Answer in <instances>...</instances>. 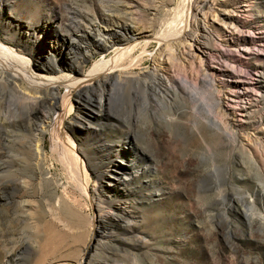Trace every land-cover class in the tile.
I'll use <instances>...</instances> for the list:
<instances>
[{
    "label": "rangeland",
    "instance_id": "obj_1",
    "mask_svg": "<svg viewBox=\"0 0 264 264\" xmlns=\"http://www.w3.org/2000/svg\"><path fill=\"white\" fill-rule=\"evenodd\" d=\"M9 1L11 8H5L2 12L5 17H16L25 24L36 25L35 34L45 41L48 53L62 48L64 60L70 62L74 55L66 49L69 46V32L73 29L70 26L73 14L78 15V21L84 20L83 27L86 23L100 24L102 21L115 27L119 23L135 27L133 22L136 15L132 11L135 14L141 12V25L145 34H150L153 30H165L172 24L182 25L188 0ZM126 1L137 3L138 7L130 8ZM202 1L190 7L191 11L189 9L188 30L191 33L197 32L199 36L202 22L198 20L191 23V14L198 12V17H202L215 2L208 0L206 4L205 0ZM238 1L244 4V0ZM257 11L260 18H264L261 12L264 11V4ZM232 14L233 17L250 22L245 15L237 12ZM220 17L224 16L220 14ZM210 21L212 36L200 39L208 46L216 47L221 38L217 32L232 30L224 27L213 16ZM254 32H244V36L248 39L264 36V32L259 29ZM0 36L10 37L4 31L0 32ZM98 45L102 47L106 44L100 40L97 43L82 40L83 52L91 50L87 53V59L79 57L85 75L97 63L106 68L116 54L115 49L121 46L100 48ZM152 45L142 55L143 59L137 69L123 75L140 76L144 82H125L120 85L114 83L113 79L102 88L94 84L89 86V92L85 90L81 97L84 104L80 105L78 100L73 99L71 114L64 118V122L67 123V136L71 139L67 140L75 147L74 154L67 150L66 153V147L63 148L62 144L60 150L56 149L57 132L52 127L46 128L41 139L44 143L37 149L40 128L44 127L41 119L44 113H39L37 119L29 120V107L18 105V109L7 112V103L0 86V117L8 121L3 127L0 125V163H5V167L9 165L6 171L0 173V177L4 176L9 183L0 184V264L40 263L42 255L34 249L42 243L40 238L45 236L44 226L47 221H54L60 229H68L59 221L61 201L79 212L83 230L91 229L93 218L96 222L104 221L107 224L104 229L111 237L106 236L107 239H101L100 242L95 240L92 243L95 249L93 260H84V264H264V150H253V154L247 146L223 135L203 111L193 118L194 103L188 100L183 89L162 88L159 91L151 87L157 79L153 74H143H148L154 66L158 67L160 75L165 73L163 65L160 66L156 61L160 45L156 41ZM4 46L15 50L18 56L27 60L32 70L40 66L42 56L39 51L31 49L32 57H29L14 42ZM142 53L143 49L138 48L135 58ZM195 53L201 55L204 64H210L208 54L197 50ZM241 55V62L250 61L245 52ZM190 59L196 61V67L201 64L195 56ZM251 61L256 63L253 59ZM60 65L62 69L53 76L72 74L65 62H60ZM179 65L176 67L178 74L190 80L196 75V79L198 68L190 71L181 62ZM115 76L119 77V73ZM245 79L254 86L261 85L256 86V89L259 95L264 94V79L257 76ZM198 85L200 92L206 94L207 102L215 105L217 96L213 88L203 83ZM100 90L105 91L107 114L122 119H113L115 123L109 128L103 127L104 113L88 109L91 112L86 114L87 110L83 111L90 121L78 116L80 107L96 101ZM65 94L66 90L62 88L58 95L57 111H61L64 105ZM146 98L163 104L165 109L158 116L153 115L152 110L141 106ZM258 98L252 95V99ZM247 100L242 104L251 113L234 117V120L244 121L239 129L241 137L245 134L255 136L264 131V121L259 120L261 116L264 118V99L262 103ZM76 117L83 124L76 123ZM238 123L234 121L235 125ZM96 129L102 130L105 141L119 151L126 152L132 147L127 138L133 132L137 136L133 142L149 150L151 163L148 165L151 172L145 174L135 166L133 172L137 178L127 189L112 183L116 177L111 171L99 180V172L103 168L94 154L97 145L91 139L85 140L91 138ZM203 135L207 139L211 138L209 144L203 140ZM197 138L200 139V146L197 145ZM117 160L124 170L126 166L122 163L126 162ZM151 180L158 182L155 188L147 185ZM82 184H87V189ZM116 191L125 195L110 199L109 193ZM110 205L120 210L121 218H105L108 217L106 214ZM100 226L97 224V227ZM21 243L30 247L17 249ZM80 244L84 245L83 242ZM71 251L74 252V249ZM18 253L20 258L16 256ZM67 259L58 264H77V256L70 254Z\"/></svg>",
    "mask_w": 264,
    "mask_h": 264
},
{
    "label": "bare ground",
    "instance_id": "obj_2",
    "mask_svg": "<svg viewBox=\"0 0 264 264\" xmlns=\"http://www.w3.org/2000/svg\"><path fill=\"white\" fill-rule=\"evenodd\" d=\"M206 2L208 3L209 1L205 0L204 3ZM215 2L209 7L210 11L206 12L202 17H198V12L191 14V23H196L198 20H200V23L202 22V32L200 36L197 32L191 33L188 30L191 11L190 7L193 8L195 4L199 3V0L187 1V9L183 14L182 25H173L171 22L173 26L171 25L166 29L163 27L165 30L162 29L158 32L157 30H153L151 31L152 34H145L144 27L141 25V12L135 14V12L132 11L133 15H136L134 16L135 22H133L135 27H132L127 23H119L118 26L115 27L114 25H108L106 21H102L100 24L86 23V26L83 27L84 20L80 19L81 21H78V15L73 14L72 19H70V26L73 29L69 32V46L66 50L70 51L69 54H73L74 56L72 57V60L70 59V62H67L66 59L64 60L62 48H54L55 50L48 53V49H45L44 46L45 41L40 40V37L35 34L36 25L32 23L25 24L16 17L12 19L10 17L6 18L2 12L5 8L10 9L11 3L9 0H0V32L4 31L6 35H10L9 38H2L0 36V86H2L3 97H5L7 103L6 111L11 112L18 109V105L22 108L29 107V120L37 119L39 113H44V116L41 118L43 119L42 125L44 127L42 129L40 128V138L38 139V142H40L37 149L44 143L41 139L44 137L46 128L52 127L54 132H57L56 149L60 150V144H62L63 148L66 147V153L68 151V153L74 154L75 147L74 145L72 147L67 140V138L69 139L66 132L67 123L64 122V118L71 114L73 99L78 100L80 105L84 104L81 97H83L85 90L86 93L89 92V90H87L89 86L94 84V86L98 85L97 88H102L105 87L107 82L113 79L114 83H119L120 85L125 82H144L140 76L124 77L123 75L125 73H132L137 69V66L140 65V62L143 59L142 55L153 46L152 42L156 41L160 47L157 52V59H155L160 63V66L163 65L162 67L165 73L160 75L157 66H154L149 70L148 74L144 73L143 75L145 76L153 74L155 79H157V81L150 86L157 88L159 91H161L162 88H166L167 90L175 88L178 91L179 89H183L188 96V100H190L192 104L194 103V113L191 115L193 118L203 111L208 118L211 119V123L218 127L223 135L234 139L236 143H239L242 146H247L253 154V150H264V131H260V133L255 136L245 134V136L241 137L239 129L243 126L242 123L244 121L239 119L234 120L236 115L249 114V108H246L245 105L242 104L244 100L249 99V101L252 100L257 103H262L264 99V94L259 95L257 92L258 90L256 89V86L261 85L254 86L249 84L250 81L248 82L246 81L247 79H245H251L252 76L264 79V57H261L264 55V36L258 37L257 39H248L244 36V32L254 34V30L257 29L264 32V18H260V15H258L259 11H257L259 7L263 6L264 1L244 0V4H241L238 0H215ZM126 3L130 8L138 7L137 3L131 1H126ZM216 6H218V10H216ZM232 12L245 15L247 19L249 18L250 22H248V20H241L237 17H233ZM261 12L264 13V11ZM220 14L224 17H220ZM211 16L221 22L224 27H228L232 30L231 32H223L222 30L217 32L221 38L216 47H210L206 43L201 42L200 39L202 37L207 38L212 36L210 27L213 19L210 21ZM53 20L54 19H52V21ZM235 34L237 36H235ZM82 40H90L94 43H97V41L99 42L100 40L106 44L102 47L98 45L100 48H113L117 45L121 46L119 49H115L114 52L116 54L106 68H102V65L97 63L91 72L85 75L81 70L82 62L79 57H82L84 60L87 59V53H90L91 50L87 49L86 52H83L81 47ZM13 42L18 47H22L24 49L23 52L29 57H32L31 49L39 51L42 56L40 66L35 67L34 70H32L27 60L25 61L23 60L24 58L22 59V57L18 56L15 50L4 46ZM140 47L143 49V53L135 58V54ZM97 48L96 44L95 49ZM182 49L183 51H181ZM196 50L210 56L211 62L209 65L204 64L201 55L195 53ZM244 52L247 54L250 61L253 59L256 63L252 61L241 62L240 57ZM193 56L200 60L199 62L201 64L198 65L199 67H196V61L193 62V60L190 59ZM60 62H65L66 68L72 74H65L59 77L53 76L54 73L62 69ZM180 62L184 65L185 69L190 71L191 69L198 68L196 79H194L196 75L190 80L189 77H183L177 73L176 67ZM117 73H119V77H121L122 80L118 76H115ZM111 75L114 76V78H112ZM198 83L207 84L213 88V93L217 96L216 101H213L215 105L207 102L206 94L204 95V93L200 92ZM17 84H19V87ZM150 86L148 85V87ZM21 88L22 90H20ZM62 88L66 90L63 101L64 105L61 107V111H57L58 95ZM252 95H257L260 98L252 99ZM8 97H10V99ZM104 97L105 91L100 90L96 101H92V104L80 107L81 110L78 112V116L84 118L86 121H90L84 113L85 110H87L86 114L91 112L89 110L104 113V119H102V121L104 120V126H102L108 128L111 124L115 123L113 119L116 118L122 121L119 116H113V114L110 113L107 114ZM196 104H198V107H196ZM141 106L152 110L153 115L155 116H158V114L165 109L163 104L157 103L149 98H146ZM133 117L134 119H137L135 116ZM259 120L264 121V118L261 116ZM234 121L239 122L238 125H235ZM7 122V120L0 117V125L2 127L8 124ZM55 122L58 126H55ZM75 122L83 124V122L77 117ZM90 123L92 124V122ZM89 130L91 129L89 128L88 131ZM94 133L95 134L91 135V138L89 137L85 140H92L94 144L97 145L94 154L103 168V171L99 172V180L104 179L105 174L111 171L116 177V181H113L112 183L116 184V187L122 185L127 189L134 184V180L137 178L135 172H133L135 166H137L139 170L144 171L145 174L151 172V168L149 167L151 163V159L148 156L149 150L147 151L148 148L142 147L136 142H133V139L137 140V136L133 132H131L127 138V140L129 139L128 143L132 145L128 152L124 150L119 151L116 149L117 147L105 141L103 139L105 134H103L102 130H97ZM197 139V145L200 146V139ZM203 140L209 144L211 138L208 137L207 139L206 135H203ZM117 159L126 162L122 163V165L126 166L124 170L119 166ZM4 165L5 163H0V173L8 169L9 165L7 166L6 164L7 167ZM2 177H0V184L8 185V181L4 176ZM157 183L158 182H155V180H151L147 185L152 186L151 188H155ZM86 185H83L85 189H87ZM124 195L125 194L120 191L109 193L110 199H113V196L116 198ZM78 213L65 201H61L59 221L63 223L65 227H68V229H60L58 224L54 221H47L44 226L45 236L40 238L41 236L39 235L40 242L42 243H40L37 248L33 247L36 248L34 250L37 253L42 255V260L39 264H58V262L68 260L67 256L70 254L73 255V257L77 256V264H84V260H93L92 253L95 249L92 243L95 240L100 242L101 239L105 240L108 236L111 237L110 233L107 235L108 233L104 229L107 224H105L104 221L96 222L95 218H93L91 222V229L88 231L83 230L84 226L79 219ZM106 216H108L105 217L106 219H112L115 217L121 218V213L118 208L110 205L109 212H107ZM97 224L102 226L97 227ZM80 242H83L85 245L84 249V245H81ZM27 247L30 246L26 245V243H21L17 249L22 250ZM72 249H74V252L71 251ZM69 251L71 252L68 253ZM18 255H20V253L16 254L17 258H20L21 256Z\"/></svg>",
    "mask_w": 264,
    "mask_h": 264
}]
</instances>
